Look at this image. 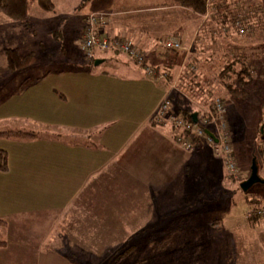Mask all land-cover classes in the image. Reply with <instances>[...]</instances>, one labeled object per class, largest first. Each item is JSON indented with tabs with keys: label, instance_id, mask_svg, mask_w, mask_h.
I'll list each match as a JSON object with an SVG mask.
<instances>
[{
	"label": "crops",
	"instance_id": "crops-1",
	"mask_svg": "<svg viewBox=\"0 0 264 264\" xmlns=\"http://www.w3.org/2000/svg\"><path fill=\"white\" fill-rule=\"evenodd\" d=\"M249 1L254 3L251 7L241 0L249 26L246 34L223 26L226 20L217 18L212 11L196 16L174 3L168 7L159 4L144 10L107 12L108 20L99 29L100 34L135 41L147 55L145 65H137L112 52L105 56L95 53L89 59L100 62L90 68L81 53L82 59L61 68L45 70L40 65L37 76L29 74L32 60L15 72H1L0 132L33 135L0 136V149L6 152L7 162L6 170H0V219L4 233L6 230L3 249L13 246L10 227L13 229L26 220L31 227L26 231L30 233L26 239L29 244L24 247L23 238L19 239L18 251L14 252L20 259L18 263L22 257L27 259L26 264H84L89 263L83 261L85 257H103L106 258L103 264H214L210 259L221 264V255L216 254L218 249L210 247L211 241L216 240L215 234H222V240L244 234L238 238L249 242L242 244L238 252L231 251L234 252L232 264L247 259L246 255L252 259L247 264L260 259L264 262V220L249 224L241 215L225 219L214 216L215 222L206 216L213 208L210 205L213 200L224 209L225 216L234 207L247 206L245 195L238 197L236 189L224 184L225 168L213 157L211 146L198 139L193 150H185L174 141L169 124L155 118L165 99L171 102L175 112L179 107L201 110L209 103L201 99L197 102L195 96L190 99L175 81H172L174 86L160 76L166 72L158 61L162 62L159 56L162 52L156 49L162 37L184 42L186 49L193 46L194 54L203 47L204 56L199 54L201 58L196 61L199 74L196 80L214 79L212 66L230 51L236 54L238 65L242 60L255 67L251 81H264V56L259 54L264 48L260 46L264 0ZM257 2L261 6L257 7ZM147 10H169L165 18L161 17L160 25L169 18L176 20L169 21L168 32L148 33L147 24L139 15ZM39 14L46 17L41 18L37 13L34 19L48 18V13L39 10ZM2 16L1 21L5 19ZM183 18L187 20L181 21ZM1 21L3 52L15 48L20 55L35 56L31 45L40 51L43 44L34 37L36 26H20L10 19ZM187 23L191 26L183 32ZM47 31L49 36L53 31L54 35L57 33L56 28ZM45 47L44 54L49 55L46 58L53 61L55 57L56 64H61L57 60L60 54L51 57V49ZM54 49L56 53L64 51L62 46ZM0 60L3 68L5 61L3 57ZM104 62L110 63L99 66ZM181 64L174 70L170 68L174 78ZM146 66H157V75L148 74ZM213 182L218 183L214 199L210 193ZM254 194L259 199L263 197L259 192ZM201 208L206 213L195 212ZM220 228L226 232H219L223 230ZM197 229L200 247L205 248L196 246L197 236L191 232Z\"/></svg>",
	"mask_w": 264,
	"mask_h": 264
},
{
	"label": "rangeland",
	"instance_id": "rangeland-1",
	"mask_svg": "<svg viewBox=\"0 0 264 264\" xmlns=\"http://www.w3.org/2000/svg\"><path fill=\"white\" fill-rule=\"evenodd\" d=\"M51 1L53 3V10L48 13V15H47L48 18H46L45 20L41 19L40 21L34 19V16L37 15V13L41 18L42 17L45 18L46 15L39 14V9L36 8V6H33L31 9V17L28 20L30 27H32L33 25L37 27V29H34V31L36 33V34H34V37L37 38L36 39L37 41L42 40L41 44H43L40 48V51L38 50L37 46H33V45L30 46L31 51L35 50V56L33 55V53H31L34 56V58L32 59L33 68L29 71V74L32 76H37V74L39 72L40 65H42L45 70H47V69L50 70V69H57V68L64 67L65 64L68 65V63H70V62L72 63V62H75L77 59H82V57H81L82 52H81V50H79L80 49L79 44L77 46V39L79 37L77 32L79 29V25L81 23V18H83L85 15H87L89 13H94V12L107 13V12H112L114 10L120 11L121 9L125 10V9H132V8L133 9L139 8V9L144 10V8H149L150 6H153V5L159 6V4H161V5L163 4V6H167V7L170 5H173V2L168 1V0H51ZM263 5H264V3H262V6ZM243 6L244 5L239 6V8H238L239 10H237L236 13H238V16L234 15L235 13L230 15V19H232V20H230V22L232 21V23H230V22L227 23L228 21L226 20V23H224L223 26H226V28L233 27L234 29L236 28L238 30L242 28L243 32L246 34L249 31V26H247V24H246V23H248V20H247V17L244 16V14H243V10L245 8V7L242 8ZM258 6H261V4L259 2H257V7ZM167 7H165V9H167ZM166 11H169V10H164L163 12H157V11L150 12V10H147V11L141 12L139 14V15H142L141 21L146 22V24H147V25H145V27H147L148 33H152V31H161V32H165V31L168 32L169 31V27H168L169 21H175L176 19L175 18H169L168 20H164L165 21L164 24L160 25V21L162 20L161 17L165 18L166 13H167ZM34 12H35V14H34ZM232 12H234V11H232ZM134 15H135L134 18H138L136 16V14H134ZM2 17H4L5 19H3L1 21V18H0L1 23L5 22L6 19L8 20V18L6 16H2ZM182 20H187V18H183V19H181V21ZM129 24H132V21ZM20 26H22V25H20ZM190 26H191V24L187 23V25L184 26V28H183V32H186L188 30V27H190ZM130 27H132V25ZM50 28H56V31H57L56 34L57 35L53 34L54 31L51 33L52 36H49V34H46V32L48 33L47 29L49 30ZM8 31H10V29H8ZM16 32H17V30H15L14 33H16ZM6 33H7V31L4 32V34H6ZM27 33H28V36H31L30 30H28ZM10 35L12 36L13 34H10ZM22 36H25V31H23ZM263 37H264V33L260 35V40H263L262 43L259 42V43H261L260 44L261 47H264V38ZM48 38H50V39L48 40ZM162 38H161V40H165V38H163V39ZM168 39H171V37H167L166 40H168ZM194 39L195 38L192 39V42L194 41ZM0 41H1V37H0ZM177 41H179V40H177ZM15 42H17V41H15ZM59 43L61 44L62 49H64V51L61 50V51H57V53H56L54 51L55 50L54 48L59 49L61 47L59 45ZM160 43H157L156 49L159 52L163 53L166 51V49L164 48V46H162V41ZM179 43H180V41H179ZM186 45L187 44H185L184 42L180 43L181 48L176 49V51H178L181 55H179L177 58H174L172 60L170 58V56H166L167 54L166 55L163 54V56L159 55L162 58V62H161V60H158V61L161 63L162 66H164L165 62L172 63L173 70L177 67V64L179 62L180 63L182 62V64H181L182 67L177 68L178 73H179L181 68H183V64L185 63L186 58L189 57L188 55H191L193 52V50H192L193 46H191L190 49L189 48L186 49ZM5 46H7V45H5ZM45 46H48L51 49V57L57 56L58 54H60L58 56L57 60H60L61 64H56L57 62H56V60H54L55 57L52 58L53 61H50L49 58H46V57H49V55L47 56L46 54H44L45 53L44 50L47 49V47H45ZM0 47L2 48L1 42H0ZM138 47H139V45H138ZM50 49H48V50H50ZM139 49H140V47H139ZM140 51L143 52L142 49H140ZM197 52L199 53L200 51L197 50ZM54 53L56 55H54ZM3 54H4V52L2 51V49H0V59H1V57H3V60L5 61V57ZM96 54L100 55V56H102V55L105 56V55L112 54V52L111 51H105V52H97ZM171 54L172 53L170 52V55ZM259 54L264 56V48H263V52H260ZM45 59L47 61H45ZM153 60H156V58H153ZM131 62H133V61H131ZM106 63H110V62H104L99 66H107ZM44 64H46V65H44ZM150 64L152 65V63H150ZM2 65H3V68L1 66V60H0V74H1V72H4V74H6V67L4 66V62ZM137 65H139V64H137ZM168 74H170V76L174 75V73H172V72H169ZM178 75L176 76V78H173L172 80L176 82L177 78L179 77ZM166 79H169L168 75L166 76ZM175 82H171V84L174 83V86H175ZM226 82L229 83L230 81H226ZM249 89H251L250 90L251 94L248 97H244V96L235 97L233 95H230L229 93L227 94L225 92V90L222 93L220 92L221 94L218 93V95L216 94L217 96H214V97H219L223 101V103L226 107L225 122H226L228 134L230 136L231 147L233 150V155H234L235 163H236V167H237L236 175L232 176L231 174H229L227 172L226 166L224 165V163L222 161L221 162L225 168V182L226 183H224V184H228L229 187L236 189V191H238L237 192L238 197L245 195L246 199H247V197L255 198V194H254L255 191L259 192L260 194L263 195L262 199L264 202V182H263V180H264V164L263 163L264 162L258 161V163H256L257 161L256 162L254 161L255 157L253 156V154H255L256 157L258 158V156H257L258 154H256V152H255L256 150L253 147H256L259 144L261 146H263V144H261V143H264L261 140H259V138L257 136V129L260 126V120H261V104L264 101V81L258 82V83H252L249 86ZM189 97H191V96H189ZM210 103H211V101H210ZM194 109L195 108H191L190 110H194ZM202 111H203V109H202ZM202 111L200 110V117H201ZM212 130H214V129H212ZM252 161H254V163L257 167V175H258L259 181L254 183L253 185H251L247 191H241L238 184L243 180V178H245L246 176H249L250 166L252 164ZM217 185H218L217 182H213L211 184L210 193H212L211 194L212 199H214V197L216 196L214 194L218 190ZM217 197H219V196H217ZM207 205L208 204L206 203L204 206H207ZM210 205L213 208L208 211L209 213L204 212L205 207H203L204 210H203V208H201L199 210H196L195 212L206 213V216H208L209 221L214 220L216 222L215 218H213L214 216H220L222 219H225L226 217H236V216L241 215L247 223H249V224L252 223L251 219L253 218V216L247 215L248 211L250 210L248 205L244 206V204H243V206L241 205V206L234 207L233 209H231L230 214H228L227 216H225L224 209H221V206L217 205L214 202V200ZM2 227L4 228V226L0 223V240H4V238L6 237V235H5L6 230L4 233V229ZM10 229H11V239L13 241V246L12 245L8 246L6 249L2 248L5 243L2 246H0L1 247L0 248V264H26L27 259L25 257L24 258L22 257L21 261L18 263V261L20 259H18V257H17L18 255H15L14 252L18 251V245H19L18 241L21 237L24 240L23 246L27 247V245L29 244L28 243L29 240H27V242H26V239H27L28 235H30V233L26 232V231L30 230L31 227L26 224V220H23V221L19 222L17 227H14L13 229L10 227ZM220 229H223V228H220ZM219 232L223 233V232H226V230L223 229V230H220ZM263 232H264V229L262 230V233ZM191 234L193 236H197V237H195V239L197 241L196 246L198 248H205L203 246L200 247L201 242L199 240L200 238H199V234H198V229L195 230L194 233L191 232ZM214 237L216 240L211 241L210 247H212V249H214V248L218 249L219 252H217L216 254L221 255V260H220L221 264H232V261H234V258H233L234 252H231V251L234 250V251L238 252V250L240 248H243L242 244H248L249 243V242H243L242 240H240L238 238V237L243 238L244 234L241 236L238 235L234 238L231 237V239H225V240H222V238H223L222 234H219V235L215 234ZM31 239L33 240L32 237H31ZM195 239L193 240V242H195ZM231 244L234 245V247L233 246L230 247ZM207 245H208V243H206L205 246H207ZM24 250H26V248ZM199 250H202V249H199ZM254 251H256V249H254ZM259 251L261 252V249H259L257 251L258 254H259ZM25 253H27V252H25ZM196 253H199V251L197 250ZM211 253L213 256H216V254H213L214 253L213 251H211ZM246 256H247V259L246 258L241 259L239 264H241V263L247 264L248 261L252 260L251 258L249 259V255H246ZM120 257H121V255L118 257V259ZM194 258H196V257H194ZM80 260H82V259H80ZM84 260H87L86 262H89V263L84 262V264H103L104 261L106 260V258H103V257H98V258L87 257L86 258L85 257L83 259V261ZM210 261H212V263L216 264V262H215L216 260L214 261L213 259H210Z\"/></svg>",
	"mask_w": 264,
	"mask_h": 264
},
{
	"label": "trees",
	"instance_id": "trees-1",
	"mask_svg": "<svg viewBox=\"0 0 264 264\" xmlns=\"http://www.w3.org/2000/svg\"><path fill=\"white\" fill-rule=\"evenodd\" d=\"M173 3L185 10H188L192 14L196 16H204L209 11H212V13L217 14V18L225 19L228 22H230V15L235 13L234 15H238L237 10H239V6H242L241 0H172ZM250 7L254 4L250 2L249 0L245 2ZM33 6H36L40 11L49 13L53 10V3L51 0H0V15L6 16L8 19L13 21L16 24H20L22 26H27L29 24V18L31 17V9ZM234 11V12H232ZM94 13H102L103 12H94ZM90 14V13H89ZM88 15V14H87ZM86 16V15H85ZM84 16V17H85ZM83 17V20H84ZM82 20V22H83ZM232 23V21L230 22ZM106 24V23H105ZM104 24V25H105ZM103 25V26H104ZM102 27V26H101ZM202 49V50H201ZM199 53L197 54L192 52L191 55H188L189 57L186 58L185 63L183 64V68H181L179 72V77L176 80V85L181 87L185 93L187 92L189 96L196 97V101L199 102V99L209 102L215 98L214 96H217L218 93H222L224 90L225 92L230 95H233L235 97L237 96H244L248 97L250 96V90L249 86L252 83H258L251 81V71L255 67H251L249 64H246L245 61H239L241 65H238V59L235 53L227 51L225 56L222 57L221 62L217 61V64L212 66L213 74L216 75L214 79L210 77V79L206 80L203 77H200V80H196V77H199V74L196 71V61H198L202 56H204L203 47H201ZM170 52L172 53L170 55ZM167 54L166 56H170V58L173 60L174 58H177L179 55H181L176 50H170L166 49L165 52L161 53ZM200 54V58L198 55ZM164 55V56H165ZM4 57H5V67L6 72H15L17 70H20L21 68L26 67L32 60L33 55L27 54V55H20L15 48H6L4 51ZM216 57V56H215ZM84 58L88 61L87 65L88 67L92 68L93 66V60H90L89 58ZM146 57L144 58V62L142 65H145ZM219 63V64H218ZM154 71H157V66L150 67ZM162 68L166 71L164 72V77L168 75V81L172 82L174 75L170 76L168 74L172 68V63H169L167 65L162 66ZM171 68V69H170ZM172 75V74H171ZM226 81H230L229 83ZM186 93V94H187ZM220 93V94H221ZM195 94H198L199 96H196ZM217 94V95H216ZM185 95V94H184ZM183 99L187 100L186 97L181 96ZM219 98V97H218ZM195 101V102H196ZM209 103L206 104V107L209 106ZM204 107V106H203ZM178 113L185 117L187 120H191V115L193 113L196 114V118H199L200 110H190L187 108L179 107L177 108ZM202 111V108H201ZM203 112V111H202ZM0 136L7 137V138H28L32 137V134L29 133H23L20 131H8V132H0ZM257 136L259 140L264 142V101L261 104V120H260V126L257 129ZM263 146L260 144L257 145L255 148L256 154H258V158L255 154L253 156L255 157L254 161L256 163L264 162V143ZM264 164V163H263ZM7 168V162H6V152L2 149H0V170L4 171ZM247 191V190H246ZM263 197L260 196V199L250 198L247 197V205L249 206L250 210L249 212L253 216L251 219V222L254 223L259 220H264V216L257 215L255 213V210L260 207H264V204H262ZM0 223L3 224V221L0 219ZM5 242L3 240H0V246H2ZM262 249L264 251V243L262 245ZM120 259V258H119ZM261 261H257L255 264H264L262 259ZM115 261H118V258L115 259Z\"/></svg>",
	"mask_w": 264,
	"mask_h": 264
},
{
	"label": "built area",
	"instance_id": "built-area-1",
	"mask_svg": "<svg viewBox=\"0 0 264 264\" xmlns=\"http://www.w3.org/2000/svg\"><path fill=\"white\" fill-rule=\"evenodd\" d=\"M107 20L108 15L102 13H90L84 17L79 42L83 55L91 58L97 52L111 51L142 65L146 55L140 51L135 41L125 37L100 34L99 29ZM239 33H243V30L239 29ZM162 46L170 50L181 48L179 41L176 39H165L162 41ZM145 69L148 74L157 75L152 68L146 66ZM160 76L164 77V74ZM225 113L226 107L223 101L215 97L211 100L209 106L203 108L201 117L197 118L196 123H193L192 120H187L178 112L173 111L171 102L165 99L159 106L155 118L158 122L169 124L174 141L185 150H193L198 139L205 141L211 146L213 156L224 163L229 174L235 176L237 167L226 127ZM209 128L214 130L208 132ZM255 213L264 216V207L257 208ZM247 215L250 216L251 213L248 211Z\"/></svg>",
	"mask_w": 264,
	"mask_h": 264
},
{
	"label": "water",
	"instance_id": "water-1",
	"mask_svg": "<svg viewBox=\"0 0 264 264\" xmlns=\"http://www.w3.org/2000/svg\"><path fill=\"white\" fill-rule=\"evenodd\" d=\"M100 61L99 60H95L94 61V65H97ZM191 120L193 123H196L197 121V118H196V114L193 113L191 115ZM259 181V178H258V175H257V167L254 163V161H252V164L250 166V174H249V177L244 180L243 182H241L240 184V188L243 190V191H246L249 189V187L251 185H253L254 183L258 182Z\"/></svg>",
	"mask_w": 264,
	"mask_h": 264
}]
</instances>
